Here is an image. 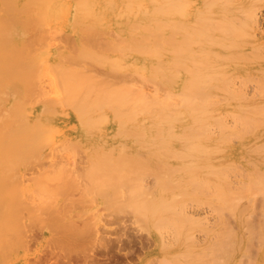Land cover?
I'll list each match as a JSON object with an SVG mask.
<instances>
[{"label": "bare ground", "instance_id": "1", "mask_svg": "<svg viewBox=\"0 0 264 264\" xmlns=\"http://www.w3.org/2000/svg\"><path fill=\"white\" fill-rule=\"evenodd\" d=\"M167 22H170L171 26H168L169 23ZM108 25L111 28L113 27V30L110 29V32H114V35H111V37L114 36L115 39L113 37L114 40H107L105 38L107 41H105L103 49L100 46L103 50L100 51L98 37L100 34L104 36L102 30ZM104 37H106V33ZM61 38H65L68 41L71 39L68 43L71 47H66L67 41L65 42L64 39L65 43H62ZM187 39L189 40V44L187 43ZM59 40L62 43L61 45L58 44L60 43ZM188 47L189 49L186 52L185 49ZM84 62H90V64L88 63L90 66L92 63L93 65H98L100 72V67L116 71L127 69L130 73L138 74L139 77L152 80L154 84L151 85L159 86L162 89L165 88L163 89L165 90L163 93H167L168 90V93L170 92L172 96H177L176 100L180 98L182 103L180 102L181 104L178 105L179 102H177L174 105L169 102L170 100L166 99L167 101H164L160 99L157 92L160 93L162 90L154 91L155 94H152L154 93V88H152V93H146L143 89L142 91L139 90L136 84L141 83L138 86H142L143 82L137 83L135 81L139 79H137L138 76H135V79L133 75L134 79L132 78V80L134 81L132 83L135 82L136 84L134 87L132 85L135 89L131 88L130 75L132 74L129 71L126 72L130 74V80L127 77L128 73L124 72L120 80L117 77L118 72L117 74L114 72L116 75L112 76L111 73V80H108L107 77L108 81L106 79L103 80L105 77H102L103 79L100 81L101 78L99 76L100 80L97 81L98 78H94L93 74L91 76L87 74L89 70L85 73L86 71L84 70L86 69L82 67ZM104 69L103 71H106ZM107 72L109 73L108 70ZM95 75L98 76L97 72ZM103 75L104 73L101 76ZM124 77L125 79L127 77V80H129L130 88H127L129 87L127 86V80L124 79L125 82L127 81V85L125 83L122 84ZM252 77L257 79L255 82L259 81L255 88L257 87L256 89L259 92L261 90V94L264 93L262 92L264 90V0H0V167L3 170L4 167L1 166L3 163L17 162L16 160H20L19 158L23 154V156L26 154V157L29 159L33 151V143L31 144V141L39 136L45 142L48 138L50 126L59 127L58 125L61 120L65 121V124H68L70 114L72 113L76 114L78 118L77 125L73 123L75 128H80L82 131L88 133L93 132V130L97 132L103 130L104 132L97 134L94 140L97 143H103L102 145L117 146V150L118 145L120 147V145L126 143L125 139L133 138L132 140H135V143L137 140L143 143L145 141H153L157 138L158 133L161 134L160 129H163V131L161 130L162 132L168 131L170 133L169 130L191 129L193 126L196 130L199 126L203 129L202 127L206 128L208 124L214 123L215 126H219L222 129L220 131L223 134L218 132L222 134L221 136L219 134L221 138L200 139L207 147L204 155H206L208 163L213 164L218 162L217 164H213L215 166L211 168L214 169V172L215 170H220L221 172H219L222 174L221 180L218 179L219 182L216 179L213 181L214 185L216 187L221 186L220 190L224 194V190L230 187L228 186L229 182L226 181L227 179L225 180L227 174L229 176V173H235L234 178L239 179V182H236L237 185H234L235 183H232L234 186L229 185L233 188L237 187L236 190L240 193V196L239 194L235 198H233L235 195L232 196V201L228 199V196L226 206L230 205L233 199L236 200L234 201L235 205H239L238 208L245 207L247 209L249 203L253 207L256 204L264 206V95H259L260 93L256 89L255 92L258 93H255L257 94V98L256 95L254 97L253 92L251 94L250 92L248 93L256 84L253 85L251 83ZM235 80H241V82L249 80L253 86H249V90V87L245 88L247 90L246 93L250 94V97L253 95L252 99H248L249 95L247 94L241 95V91L237 88L234 89L236 93L228 90L230 86H227V83L229 81L237 82ZM119 81H121V87L123 88L116 86ZM140 81H142L141 78ZM147 81L149 80H144V84ZM177 81L180 82L179 85ZM191 83L195 85L194 87L192 86L193 88L191 87ZM118 85L120 86V84ZM238 85L241 87L240 84ZM146 86H148L147 83ZM146 86L144 87L145 89ZM233 87L230 89H233ZM245 88L243 86V91ZM149 89H151V86ZM171 95L169 94L168 96ZM244 96L247 97L245 98ZM222 98L227 103L226 107H220L218 103V105L215 104V99L222 100ZM171 99L173 100V98ZM225 115L231 116L230 118L234 119L231 122L232 128L231 125L227 127L228 123L223 124V120L225 119V117L223 119V116ZM61 124L63 123L61 122ZM114 129H117L114 133L119 132V135H123L124 131L127 130H131L132 132H125L126 136L123 135L125 137L123 138L122 136V141L119 143V141H114L116 135L119 137L118 134H108V132ZM156 131L157 133H155ZM191 131L193 130L191 129ZM86 132L84 134H87ZM169 133H166V135H169ZM95 134H88V136L90 135L91 137ZM168 135L167 142H165H169V144L172 141H176L175 135L179 138L184 137V134L181 135V133L172 135L171 132L172 136L168 137ZM201 135L199 136L201 137ZM199 136L193 139L196 140ZM90 137L86 139V137L79 135L77 140L83 142L88 139L90 140ZM158 137L160 138V136ZM232 137H236L237 139V146L235 148L231 146L233 145L232 143H235V140L234 142L230 141ZM162 138L159 140L162 141ZM34 141L36 143L42 142ZM65 141L68 143V140ZM163 142H157L159 145L155 144L156 146H164ZM45 143L42 145H45ZM77 143L79 144V142ZM69 145L72 146V144ZM102 145L98 147L102 148ZM197 145L199 144L197 143ZM29 146L32 150L29 149ZM165 146L168 145L166 144ZM74 147L76 146L74 145ZM78 147L76 150H78ZM112 147H110L111 150L109 149V151L107 148V151H104V153L102 150L100 155L103 158L109 155V159L113 152L112 149H114ZM26 149L29 151L26 152ZM159 149L161 150L162 148H158L157 151H160ZM172 150H175V148ZM96 151L100 150L96 149ZM114 153L115 158H124L125 156L119 155L121 152L116 153L115 150ZM161 153H163L162 150ZM158 154L160 155V153ZM97 156L94 160L98 161ZM154 156L156 157L157 155L155 154ZM27 158L25 159L28 160ZM103 158H101L99 164H105L102 161H108L107 158L102 160ZM125 159L127 160V158ZM131 159L133 158L130 156L127 162L129 161L130 163ZM32 160L34 161L33 158ZM120 160H116V163ZM24 162L26 161L24 160ZM106 163L116 164L109 161ZM193 163L195 162L193 161ZM123 164L125 163L123 162ZM10 166H7V168L9 169ZM107 166L110 165L107 164ZM21 174L23 175V173ZM229 177L231 178L232 176ZM232 189L231 191H233ZM17 191L16 189L15 192ZM227 191L230 192V190ZM7 192L9 191L4 192V194H8ZM39 192L42 194L46 192V189L44 192L43 189H39ZM4 194L2 193L1 196ZM14 194L12 195L11 193L12 199L10 200H14V196H17L19 193ZM20 195H18V198L21 202L23 199L21 200L22 197L20 198ZM2 197H0V201L5 199ZM4 201L6 202V199ZM12 203L14 202L12 201ZM12 203H10L11 206L13 205ZM36 203V207H33V205L29 206V204H26L27 206L23 205H25L26 209L29 206V213L31 212L32 215L34 211H39L40 214L37 217H40L44 215L43 211L45 209L43 208H46L45 212H47V208L49 207H43L45 204L42 206L44 202H41V210L40 203L39 205H36ZM32 204L34 203L32 202ZM7 205L4 206L7 207ZM36 208L38 210H35ZM19 209H21V206ZM241 209L243 210V208ZM2 210L1 208L0 211ZM42 212L43 214H41ZM4 215H6L5 212ZM41 222L43 223V221ZM39 224V226L42 225L41 223ZM80 224L82 223L80 222ZM72 226L74 228L71 227L73 230V234H71L73 237L79 238L78 240H73V243L76 244L81 243L80 238L84 237V235H88L91 238L92 235L97 234L96 230H94L95 232L92 231L94 225L91 226V231L87 229V225L78 226L77 224L76 226L73 224ZM80 226L86 228L87 231H84L87 233L82 231L84 228L81 229L79 228ZM22 227L17 225L16 222L14 235H16V240L19 243L26 245L33 238L31 239V235L29 234V236ZM4 228H1L0 225V242ZM124 231L127 234L129 232L125 228ZM126 232H123V234ZM103 236V234L101 237L99 235L94 236L96 238L89 248L80 247L81 250L67 252L68 254L64 256L65 251L64 255H62L63 257L61 256L60 259L65 261L62 264H73L75 258L76 264H123L129 258V255L135 252L132 253L131 251L134 249L132 245H135V247L138 245L140 249L145 247V242L141 243V240H139L140 242H135V238L133 237H131L133 238L131 240L129 237L132 235L125 236L124 239L128 240L125 244H120L121 241L118 239L115 240L116 245L114 246L111 245V241L102 238ZM1 246L4 245L2 244ZM1 246L0 257L2 254ZM22 246L25 247L24 245ZM112 249L115 254H119L121 250H129L126 254L121 252L127 257L123 256L124 258L122 259H125L123 263L119 262V259L115 258V256L110 259L109 256H107L109 258H106L104 254H101L102 252L109 253ZM53 252L50 253V256L60 258L59 255H54L56 253ZM97 253L100 255L98 256ZM163 259L165 260V258ZM46 260L45 258L36 259L32 264H45L49 261ZM169 260L171 259L167 261ZM58 261H55V264H60ZM162 263L163 261H161ZM165 263L167 264V262ZM176 263H178V260ZM124 264H129V261Z\"/></svg>", "mask_w": 264, "mask_h": 264}, {"label": "rangeland", "instance_id": "2", "mask_svg": "<svg viewBox=\"0 0 264 264\" xmlns=\"http://www.w3.org/2000/svg\"><path fill=\"white\" fill-rule=\"evenodd\" d=\"M167 23H169L168 26H171L170 22ZM109 25L111 26V24ZM109 25L104 28L105 31L107 32L109 31L108 34L107 32L104 31V29L102 30L104 32V36L106 33V37L102 36V34H100L101 36L99 35L98 37V42H100L98 43L100 51L104 48L105 41L109 39L110 40L115 39L114 36H112L114 39L111 37V35H114L113 34L114 32L112 31L110 32V29L113 30V27L111 28ZM67 38L69 37L67 36ZM105 38L107 40H105ZM64 39L65 38H61L62 43L64 42ZM70 40L71 39H69V41L65 39V42L67 41L65 44L66 47L69 46L71 47V45L68 44ZM51 42H55V41H51ZM188 42L189 40L187 39V43ZM62 43L60 41V43L58 44L61 45ZM100 46H102V49ZM187 49H189V47L185 49L186 52L188 51ZM88 63L90 64V62ZM88 63L84 62L82 64V67L86 69L84 70L86 71L85 73H87V71L89 70L88 71L89 73H87L88 75L90 74L91 76L93 74L95 77L94 76L92 77L96 79L98 78L97 81H99L100 78H101L100 81H102L104 77L105 78L103 80H105L106 77L108 78V80H111L110 77L116 75L117 72H118L117 77L120 79L121 76H123L124 72L129 71L127 69L118 70V71L114 69L113 70L110 69L111 70L110 71L109 69L106 68L104 69L103 67H100L101 68L100 69L101 72H100L98 65L96 66V64L93 65L92 63V65L90 66ZM103 69L106 71H103ZM107 70L109 71V73L107 72ZM96 72L98 76L95 75ZM102 73H104L103 76H101ZM127 73L128 72H126V74ZM129 73L127 76L128 78L129 75L132 74L130 75L131 80L129 78L130 83L134 81L132 80L133 75L135 79H136L135 76H138L137 79L138 78L139 79L135 80L137 83L143 82L142 83L143 87L138 86L141 85V83L136 84L135 82H133L134 84L133 83L130 84L131 88H133L136 84L139 90L142 91L143 89L144 91H146V93L147 92L152 93V88H154L153 92L162 90L160 91V93L157 92V95L159 94L158 97H160V99L164 101L170 100L169 102H171L174 105H176L177 102H179L178 105L182 103L180 98H178L179 100L177 99L178 100L177 101L175 99L177 96L176 97L172 96L170 92L168 93V90L167 93L166 92L163 93L165 91L163 89L165 88L162 89L159 86L151 85L154 84L152 80L146 78L147 80H149L146 82L148 84V86H146V83L144 84V80L146 81L145 78L139 77V75L138 74L136 75L135 73L134 74L133 73L129 74ZM105 74H107V76H105ZM127 77L126 79L125 77L123 78L122 84L125 83V85L128 84L127 86H129V80H127ZM140 78L142 81H140ZM124 79L128 81L127 84H126L127 81L125 82ZM249 80L242 82L241 80L240 81L235 80L237 82L229 81V83H227V86H230L228 90H231V92L233 91L234 93H236L234 89L237 88L239 91H241V95H245V94L249 95L248 97L244 96L245 98L246 97L248 99H250L251 97L253 98V95L254 97L256 95L257 98V94L260 93L261 90L259 92L256 89L257 87L255 88V86H257V83H259V81L255 82L257 79L255 78H253V80L251 79L250 81H252L251 83H253V85L256 83L253 86L249 82ZM179 83L180 82L177 81L178 85ZM118 84H120V86ZM118 84H116V86L123 88L121 87L122 86L121 81H119ZM238 84H240L241 87H239ZM144 85L146 86V89L144 88L145 87ZM235 85L237 86L235 87ZM242 85L244 86V88L245 87L248 88L249 86L254 87L251 89L250 87L248 88V90L249 89L252 90V91L249 90L248 93L250 92L251 94V92H253L252 93L253 95L251 97L250 94L246 93L247 91L246 88L244 90L245 91L244 93ZM150 86L151 89L148 90ZM192 86L194 87L195 85L191 83V87ZM232 87L233 89H230ZM127 88H130V86ZM237 89L236 91H238ZM255 89L256 91H258V93L255 92ZM155 92L152 94H155ZM262 92H264V90H262ZM169 94L172 97L168 96ZM259 95H264V93L262 94L260 93ZM171 98H173V100ZM215 100L214 101L216 105L219 104L218 106L220 107L227 106L226 105L227 103L223 98L222 100H218V99ZM226 115L223 116V119L224 117L225 119L222 120H223V124L228 123L227 127H229V125L232 124L231 122H233L234 119L230 118L231 116L229 117ZM76 116L77 115L74 113L70 114V118H69L70 120L68 124H65V121L61 120L60 124L58 125L59 127L55 128L50 126L51 128L48 134V138L45 141L46 143L47 142L49 143V144L47 143L48 145L44 141H42V139L39 136H37L35 139L33 138L36 141H42V142L36 143L34 140L31 141V144L33 143L36 146L32 144L33 151L31 155L29 153L30 155L29 159L26 157V154L25 156H23L24 155L23 154L22 155L23 159H21L22 158L21 157L19 158L20 160H16L17 162L13 161L14 163L9 162V164L3 163L1 165L4 167L3 169L4 172L2 170V167H0L1 168L0 188L2 187L3 189V190L0 189V191L2 190L0 192V197L3 196L2 198H5L6 202L4 201L5 199L0 201L1 202L0 205L3 204L2 207H0V209L1 208L3 209L2 211H0L1 213L0 225L1 228L5 227L3 229L2 232L3 235L1 236V242H0V246L2 244L4 245L1 246L2 254L0 257V264H27V263L32 264L36 259H44V258L49 260V261L46 260L47 262L45 264H55V261L58 260H59L58 263L62 264L65 261L60 259L61 256L64 255L65 251L66 253L64 256L68 254L67 252H71V251L73 252V250L76 251L78 249L81 250L80 247L89 248L92 246L91 243H93V241L96 238L94 236L99 235L101 237L102 234L105 236V237L103 236L102 238L111 241L112 246L116 245L115 240L117 239L121 241L120 244L127 243L128 240L124 239L126 235L128 236L132 235L129 238L131 237L135 238V242L139 240H141V243L145 242L144 243L145 247L141 249L139 248L138 245H136V247L135 245H132L134 249H132L131 251L132 253L134 251L135 252L134 254L129 255V258L125 257V255L122 254V253L125 254L128 253L129 250L128 251L121 250L119 254H115L113 249L110 250L109 253L100 252L101 254H104L106 258L110 257L111 259L113 256H115V258L119 259V262L121 263H123V261L125 260L122 258L125 257L127 258V260H125L124 263H128L129 261V264H161V261H163L164 264H166L165 262H167L168 264L169 262H171V260L174 261H172L170 264H179V263L180 264H264V235H262L264 234V213H262L264 212V206H260L256 204V206L254 205L253 207L250 206L251 204L249 203V207L247 206L248 208L245 209V207L238 208L239 205H235L236 203H234V201L236 200L234 199L233 202H230L232 196L235 195L233 198L237 197L236 195L238 194L240 196V193L236 190L237 187H234L235 189L232 187L234 185H237L239 179L236 177L234 178L235 173L233 174L229 173V176H232L231 178L233 179H231L227 174L226 176L227 178H225V180L227 179L226 181L229 182L228 186L230 187L226 189L230 190V192L225 189L223 194L222 190H220L221 186L216 187L213 182L215 179L216 181L219 182V180H221L222 177L220 170L218 171L215 170L214 172L213 171L214 169L211 168L212 166H215L213 164H217L218 162L210 164L206 159V155H204L206 153L207 147L205 143H203L202 140L200 139L201 138L210 139L211 137H214L215 139L216 138L219 139L218 137H220L223 134V132H221L222 129L219 126L218 128L217 126H215L214 123H212L213 126L212 124H208L206 128L202 127L203 129H201V126H199L197 127L196 130L195 127L193 126L191 127L193 131H191V129L189 128H184L183 130H173V131L169 130L170 133L168 131L162 132L163 129H160L161 134L158 133L157 135L160 136V138L163 137L161 139L162 141L159 140L160 138L158 136L156 139L153 140L154 142L151 140V141H145L144 143L142 141L140 142L139 140H137L135 143L134 142L135 140H132L133 138H129L127 139L128 141L126 139L124 140L126 142V143L123 142L124 145H120V147L118 145V150H117L116 148L117 146L112 147V146H108L107 144H106L107 146L102 145L103 143L102 144L100 142L97 143L94 140V138L97 137V134H101L104 132L103 130H100L98 132L95 130H93L92 132L90 130L91 132L89 131L90 133H88L86 131H82L80 128H75L74 126L77 125L78 123V118ZM61 122L63 124H61ZM73 123H75V125H73ZM232 127L233 125H231V128ZM115 131H117V129L108 132V134L116 135L119 133V132L114 133ZM129 131L132 132L131 130H127L124 131L123 135H125V132L129 133ZM194 131L197 133H195ZM84 132H86L87 134H84ZM171 132L172 135H175L176 133L177 134L181 133V135L184 134L183 135L184 137L179 138L176 137L175 135L176 141H172L170 144L169 142L166 143L167 142L166 139L168 135V134L166 135V133H169L168 137L169 136L171 137L172 136ZM94 133L96 134L91 137L90 135L88 136V134L92 135ZM155 133H157V131ZM79 135L86 137V139L90 137V140L88 139L86 141L81 142V140H77ZM123 135L118 134L119 137H117L116 135V139L114 141H119L120 143L122 141L121 137ZM165 135L166 138L164 139ZM195 135H197L196 137L201 135V137L199 136V138L196 139L197 140L196 141L194 140L196 138ZM125 136H123V138ZM65 140H68V143L72 144V146L69 145ZM163 140L164 142L165 141L166 142L164 143ZM234 140L235 143H232L233 145L231 146L235 148L237 146L236 137L235 138L232 137L230 141L234 142ZM63 141L65 142L63 143ZM230 141L229 143H231ZM43 142L45 143V145H42L44 144ZM74 142L75 143L79 142V144L78 143L75 144ZM157 142L158 143L163 142L164 146L163 145H160L161 147L158 146L159 144ZM139 143H141L142 145ZM155 143L158 145L156 146ZM197 143L199 145H197ZM37 144L39 147L37 146ZM166 144L168 146H165ZM74 145L76 147L73 148ZM101 145L102 148H99ZM203 146H205L206 149ZM77 147L78 150H76ZM110 147L114 148L112 149L113 152L111 153L112 154L111 156L113 157L115 156L114 150L116 151V153L121 152L119 153V155L121 154V156L125 155L124 158L114 157L115 159L113 157L111 158L110 156L109 159L111 161L108 159L109 155L104 156V158H107L108 161L111 163L112 162L116 163V160L121 159L119 162L117 161V163L113 165L110 163H106L108 161L105 160L100 155V152L102 150L104 153V151H107V148L109 151ZM158 148H162L161 150L163 153H161L160 149H159L160 151H157ZM173 148H175L176 151L172 150ZM29 149H31V147ZM96 149L100 151H96ZM163 149L170 151L164 152ZM28 151L29 150L26 149V152ZM172 151L174 152L172 153ZM195 151L196 153H194ZM153 152L158 156V158H156L157 156L156 157L154 156L155 154ZM157 152L160 153V155ZM200 152L202 153L200 154ZM46 155L48 156L45 157ZM94 155L96 156L98 155L97 156L98 161L94 160L96 158V156L94 158ZM130 156L133 159H131L129 163V161L127 162V160L130 158ZM24 157L27 158L30 162L26 160ZM145 157H149V158L145 159ZM32 158L34 159V161L32 160ZM101 158H103L102 160L106 161V162L102 161L106 164V167L105 164L101 162H100L101 164H99ZM125 158H127V160ZM21 160L23 161L20 162ZM24 160L26 162H24ZM193 161L195 163H193ZM123 162L126 165L128 164L130 165L126 166L125 164H123ZM107 164H109L110 166H107ZM7 166H10L9 169L7 168ZM6 169H8L9 171ZM13 170H15L14 173ZM21 173H23V175ZM232 183L235 184L232 185ZM229 184H231L232 186ZM44 188L46 189V192H44L45 191ZM230 188L233 191H231ZM16 189L18 190L17 192H15ZM39 189L40 190L43 189L44 193L40 194L41 192H39ZM6 191H9L7 192L8 194H4V192L6 193ZM2 193L5 195V197L4 195L1 196ZM11 193L12 195L13 193H15L14 195H16V193H19L17 194V196H14L16 199L13 197L14 200H18V201L10 200L12 199ZM226 193L227 195H225ZM6 195H8L9 198L6 197ZM18 195H20V198L22 197L21 200L23 199V201L20 202ZM228 196H229L228 199H230L228 200V202H230L232 205L230 204L226 206ZM27 200L30 203H28ZM31 200H34L35 202ZM12 201L14 203H12ZM8 202L9 204L12 203L14 206L13 205L11 206V204L9 205ZM32 202L34 204H32ZM41 202L44 203L42 204ZM35 203L36 205H39L40 203V207L41 204L42 206L45 204L43 207L45 206L49 207L47 208V212H45L46 208H43L45 210L43 211L44 215H41L42 217L40 216L41 218L37 217L40 214L39 211L38 212L34 211L33 215L31 214V212L29 213L30 211L29 206L33 205L34 207ZM23 204L25 205L29 204V206L27 207L28 209H26L25 205ZM4 205H7V207ZM20 206L21 209L18 210ZM252 207L253 209L251 210ZM241 208H243L244 211ZM35 210H38V208H36ZM4 212L6 215H4ZM43 212L41 214H43ZM33 216H35L36 218ZM32 217L34 220L32 219ZM35 220L37 221L39 220L38 222L41 223L42 225L39 226L40 224ZM41 221H43V223ZM16 222L17 225H20V227H22V225L24 224L22 228L26 230L28 235L29 234L31 235V239L33 238V240H31L29 244L25 245L19 243L16 240V235H14ZM69 222L70 223L72 222L71 225ZM80 222L82 224H80ZM89 222L92 225H90ZM73 224L76 226L77 224L78 226L87 225V229H89L90 231L92 229L91 226L94 225L92 231L96 230L97 234H95L94 236L92 235L93 238L92 237L90 238V236H88L87 234L86 235L88 237L84 235V237L80 238L82 244L73 243L75 240L79 239L75 236L73 237L72 235L73 230L71 229V227L74 228L72 226ZM121 224L122 226H120ZM81 226L79 228L83 229L84 227ZM125 226L128 228H126ZM121 227L128 229V231L131 234L129 232L127 234V232L124 231V228ZM28 229L29 232L31 233L28 232ZM87 229L84 228L82 231L84 230L87 231ZM121 230L123 232H126L124 233L126 235H124ZM133 238H131V240ZM59 241L63 243H60ZM22 245H24L25 247H23ZM52 251H54L53 253H56L54 255L57 256L59 255L60 258L50 256V253ZM112 253L113 255H111ZM99 255L100 254H98V256ZM163 258H165V260ZM166 258L171 260L167 261L168 259ZM177 260L178 263H176ZM73 261H74L73 264H76L75 262L76 258Z\"/></svg>", "mask_w": 264, "mask_h": 264}]
</instances>
